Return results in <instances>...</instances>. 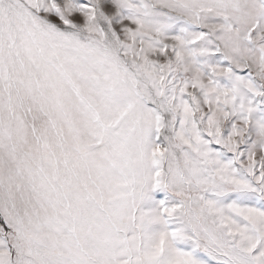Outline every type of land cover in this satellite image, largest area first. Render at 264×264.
<instances>
[{
  "label": "snow or ice",
  "instance_id": "snow-or-ice-1",
  "mask_svg": "<svg viewBox=\"0 0 264 264\" xmlns=\"http://www.w3.org/2000/svg\"><path fill=\"white\" fill-rule=\"evenodd\" d=\"M0 264H264V0H0Z\"/></svg>",
  "mask_w": 264,
  "mask_h": 264
}]
</instances>
